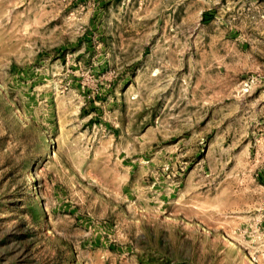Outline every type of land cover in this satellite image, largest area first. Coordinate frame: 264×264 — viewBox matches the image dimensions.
I'll return each mask as SVG.
<instances>
[{
	"label": "rangeland",
	"instance_id": "374dc122",
	"mask_svg": "<svg viewBox=\"0 0 264 264\" xmlns=\"http://www.w3.org/2000/svg\"><path fill=\"white\" fill-rule=\"evenodd\" d=\"M0 264H264V0H0Z\"/></svg>",
	"mask_w": 264,
	"mask_h": 264
}]
</instances>
